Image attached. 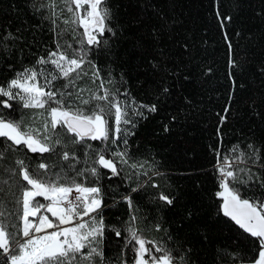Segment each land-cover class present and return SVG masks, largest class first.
I'll list each match as a JSON object with an SVG mask.
<instances>
[{
    "label": "trees",
    "instance_id": "trees-1",
    "mask_svg": "<svg viewBox=\"0 0 264 264\" xmlns=\"http://www.w3.org/2000/svg\"><path fill=\"white\" fill-rule=\"evenodd\" d=\"M50 4L51 0H0V86L25 68L58 75L51 64L36 61L56 51L58 43L70 55L79 49L81 27L64 23L73 14L56 0L54 17ZM107 6L112 31L88 49L90 63H84L78 77L72 74L71 83L58 78L45 90L57 92V99L65 93V107L87 112L97 102L84 105L81 100L103 94V82L104 89L119 99L134 100L137 107L155 105L156 110L142 108L143 117L132 116L135 126H128L132 134L127 146L112 144L111 139L76 144L59 127L49 143L60 139L61 144L50 153H31L22 145L13 151L6 148L10 142L0 138V205L9 214L19 208L16 200L26 182L19 176L18 159L30 173L46 163L52 179L59 174L101 188L103 264H133V245L125 246V228L133 215L140 234L169 249L177 258L175 264L258 259L256 238L223 215L216 193L221 190L218 162L227 157L232 162L229 170L237 176L231 186L245 198L264 196V0H107ZM39 82L45 84L44 78ZM9 103L11 109L0 104L4 118L22 120V127L42 126L40 109H25L15 100ZM116 151L127 153L128 164L112 156ZM257 151L259 159L253 163L249 157ZM97 153L113 159L119 174L95 165ZM240 153L246 163L236 161ZM200 157L204 160L196 162ZM92 167H97L98 178L86 171ZM161 194L172 204L160 200ZM125 197L131 198V207ZM8 221L15 222V216L9 215ZM93 264H100L99 257Z\"/></svg>",
    "mask_w": 264,
    "mask_h": 264
},
{
    "label": "snow or ice",
    "instance_id": "snow-or-ice-1",
    "mask_svg": "<svg viewBox=\"0 0 264 264\" xmlns=\"http://www.w3.org/2000/svg\"><path fill=\"white\" fill-rule=\"evenodd\" d=\"M62 2L67 12L73 14L71 20H65L64 23L83 28V38L78 41L80 47L78 50L74 49L70 55L67 51L61 50L62 46L58 43L56 51H50L47 57H41L36 61L37 65L51 64L58 75L50 72L46 74L44 70L36 68H25L6 86H0V97L7 98L0 100L4 108L11 109L13 105L9 101L15 100L25 109L46 110V115L45 112L37 113L43 118L40 128L22 127V120L6 119L0 114V138L10 142L6 148L13 151L22 145L31 153H50L54 151L55 145L61 144L60 139L54 144L49 143L52 134L59 127L66 134H70L72 142L76 144H82L86 139L102 142L111 139L112 144L119 141L127 146V137L132 134L128 126H135L132 116L143 117L140 109L155 111V105L137 107L134 100H121L108 89H104L101 82L103 94L94 93L91 99L81 100V104L84 105L97 102L86 112L82 108L65 107L63 99L65 93H59L61 98L57 99V92L45 90L46 85H50L51 81L58 78L67 79L71 83L73 73L78 77L83 71L84 63H90L86 61L88 49L100 45L102 41L98 37H102L106 31H112L109 26L111 12L107 0H62ZM49 7L52 9V15L56 17V0H51ZM71 47L68 45V48ZM93 67L95 68V65ZM94 75L98 79L99 71H95ZM40 77L44 78L45 84L39 82ZM164 91L167 92V88ZM123 95L127 97L128 94ZM51 104L56 106H50ZM110 119L114 123L110 124ZM88 147L91 148V145ZM2 156L3 153L0 152V157ZM112 156L118 157L121 163L128 164V159L125 158L126 152L116 151ZM249 158L255 163L259 159L258 151L254 158ZM63 159H69L67 152L63 153ZM236 161L246 163L244 154L240 153ZM16 164L19 167V176L26 185L16 200L19 206L17 212L9 214L0 205V264H93L95 257H99L100 264H103L105 258L100 245L105 226L101 214L103 205L101 188L85 186L76 182L75 178L62 177L59 174H55V179H52L47 175L49 165L46 163L38 164L34 173L29 172L23 159H18ZM94 164L110 169L114 176L119 174L113 159H107L102 153H97ZM131 167L136 168L137 165L132 164ZM218 168L221 190L216 196L222 199L221 211L240 230L256 238L260 250L258 259L251 261V264H264V196L245 198L237 188L231 186L237 181V176L234 171L228 170L232 168V162L227 157L222 164L218 162ZM39 170H44V174ZM86 171H89L93 177L98 178L100 175L97 167ZM76 175L82 176L83 172H77ZM61 180L65 182L61 183ZM261 188H264V184H261ZM37 197H42L48 203H42ZM124 199L131 207V198ZM159 199L169 205L173 202L163 194ZM45 213H51L55 220L50 219ZM9 215L15 216V222L8 221ZM84 217H89V220H84ZM136 219L135 215L131 216L125 228L128 234L125 246L133 245V264H175L177 258L169 249L155 241L145 239L140 234L135 225ZM70 224L73 226H66ZM116 234L120 235V232L116 231Z\"/></svg>",
    "mask_w": 264,
    "mask_h": 264
},
{
    "label": "rangeland",
    "instance_id": "rangeland-1",
    "mask_svg": "<svg viewBox=\"0 0 264 264\" xmlns=\"http://www.w3.org/2000/svg\"><path fill=\"white\" fill-rule=\"evenodd\" d=\"M81 29H82V31H83V28L81 27ZM15 91V90H14ZM41 111H39V112H44V109L42 110V109H40ZM175 150L176 151H178V147L177 146H175ZM184 151V150H183ZM190 156L191 155H188V156H186L188 159H190ZM204 160V158H198V159H196V162H198V163H200L201 161H203ZM217 165V164H216ZM229 170V169H228ZM42 203H48V201H45V200H43V201H41ZM43 211V210H42ZM46 215H48L49 216V218L50 219H53V220H55V218L54 217H52L51 216V213H45ZM93 215H95V214H93ZM30 219H33V218H31L30 217ZM84 220H89V217H84ZM73 223H75V221L73 222ZM67 227H71V226H73L72 224H70V225H66ZM49 231H51V230H49ZM239 264H251V263H239Z\"/></svg>",
    "mask_w": 264,
    "mask_h": 264
}]
</instances>
